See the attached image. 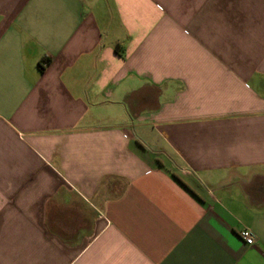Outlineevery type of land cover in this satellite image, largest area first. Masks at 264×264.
I'll use <instances>...</instances> for the list:
<instances>
[{"label":"crops","instance_id":"crops-1","mask_svg":"<svg viewBox=\"0 0 264 264\" xmlns=\"http://www.w3.org/2000/svg\"><path fill=\"white\" fill-rule=\"evenodd\" d=\"M0 264H264V0H0Z\"/></svg>","mask_w":264,"mask_h":264},{"label":"built area","instance_id":"built-area-1","mask_svg":"<svg viewBox=\"0 0 264 264\" xmlns=\"http://www.w3.org/2000/svg\"><path fill=\"white\" fill-rule=\"evenodd\" d=\"M42 66H46L45 63H43ZM239 238L247 245L251 246L254 242L253 234L248 229H242L238 232Z\"/></svg>","mask_w":264,"mask_h":264}]
</instances>
